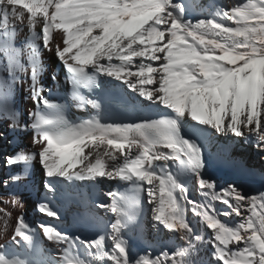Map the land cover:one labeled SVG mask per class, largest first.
Here are the masks:
<instances>
[{"label": "snow or ice", "instance_id": "6c2138e0", "mask_svg": "<svg viewBox=\"0 0 264 264\" xmlns=\"http://www.w3.org/2000/svg\"><path fill=\"white\" fill-rule=\"evenodd\" d=\"M190 7L184 0H0V52L6 59L0 71L11 77H0V99L16 74L26 72L21 58L27 55L35 104L26 120L7 103L0 105L12 131L33 133L34 150L6 156L5 164L38 161L47 178L44 188L52 194L58 185L85 181L128 185L123 192L105 193L111 203L95 205L113 219L91 241L38 225L60 256L46 253L35 229L19 216L11 241L25 255L0 252V264H204L195 243L203 237L187 221L186 204L209 230L210 264H264V192L248 196L235 184L217 190L216 181L203 174L201 145L184 131L190 124L252 142L264 152V0L204 8L195 20ZM18 31H26L23 46L16 44ZM46 52L65 70L74 106L94 110L87 119L73 121L65 104L44 95L39 76ZM105 84L117 89L112 93L117 97L119 89L135 94L159 114L133 123L105 122L102 102L82 91L103 90ZM186 176L195 178L202 201L189 198ZM3 183L7 187L9 181ZM142 193L158 228L182 234L185 246L133 257L123 231L135 222ZM213 202L225 209L217 212ZM19 203L15 194L0 195L4 233L11 218L7 205ZM37 210L59 219L48 202ZM233 214L239 218L234 225L220 218Z\"/></svg>", "mask_w": 264, "mask_h": 264}, {"label": "bare ground", "instance_id": "6f19581e", "mask_svg": "<svg viewBox=\"0 0 264 264\" xmlns=\"http://www.w3.org/2000/svg\"><path fill=\"white\" fill-rule=\"evenodd\" d=\"M244 0H193L190 7L189 17L197 19L201 16V10L207 8L209 11L213 10L215 6L231 7L234 4L242 3ZM231 23V22H228ZM26 42V31L17 33L16 44L23 46ZM44 70L39 76V84L45 90L48 88H61L64 89L65 94L63 99L69 104L71 110L69 117L72 120L87 119L93 112L91 108L88 110H81L74 106L71 99V91L65 83L64 75L61 70L62 66H58L60 62L51 53H44L43 56ZM21 63L25 64L26 72L17 73L16 79L12 82L11 89L5 99H0V105L7 103L13 107L21 116L22 119H27L29 110L35 108L30 90V67L27 65V55L21 58ZM6 66V59L3 53L0 52V69ZM58 71L55 72V68ZM55 75L57 80L54 81L52 76ZM0 77L11 79L9 73L0 71ZM28 81V82H25ZM119 85V82H114ZM108 88L112 89L111 85L105 84ZM124 90V89H122ZM129 100L137 105H143L150 108L152 111L158 112L154 107H149L147 102L140 103L136 100L135 94L124 90ZM105 122H108L104 120ZM184 131L187 133V138L194 139L201 145L206 159L214 164V167L209 170L204 176L210 180H215L217 190L226 188L229 184H235L244 194L248 196L258 195L264 192V152L260 151L254 146V143L238 138L228 139L223 136L212 134L206 129H194L190 124L184 126ZM0 195L9 196L15 194L20 203L16 206L7 205V210L11 212L9 219V226L7 233L3 232V222L0 221V244L5 247L0 249L9 257L24 256L25 249L22 245L14 244L11 241L13 229L16 220L19 216L23 215L29 224L33 225L35 229V238L39 241L40 247L46 253H51L56 256L62 253L56 249L55 245L47 241L43 235L42 229L38 227L39 224L52 225L63 233H67L72 237H79L84 241H91L95 239L93 234L85 230L82 224L74 223L70 220V214L74 210L80 208V203L72 197L79 193L80 187H84L89 182H77L73 186L67 184L58 185V190L55 194L48 193L44 188L46 176L38 161L30 162L28 165L10 166L3 171L2 167L8 166L5 164V157L15 155L22 152L34 150L32 144L33 133L32 131H12L8 127L7 121L3 115L0 114ZM159 163V162H158ZM19 176L18 182H13L12 177ZM8 180L7 187L4 186V181ZM101 186L103 194L107 192L120 193L123 192L128 185L124 182L113 181L104 179L98 182ZM189 191V198L194 200L192 189L187 186ZM106 203H111L109 197L105 195ZM146 196L142 197V210L144 214L143 227L141 233L137 235L135 232L125 233L123 237L127 239L131 246L133 257H137L146 252H150L153 256L159 255L162 249H169L174 251L177 247L186 245V241L180 237L182 234L171 233L167 230H162L152 220L151 206L147 203ZM203 197L201 196V201ZM50 203L59 213V219L48 217L40 213L38 205L41 203ZM217 212L225 209V206L220 202H213ZM0 207L5 205L0 204ZM100 217L104 219V224H109L113 219L112 214L105 213L103 209H98ZM2 215V214H0ZM222 220L229 224L238 222L237 217L233 214L231 217H220ZM186 219L190 225L195 229L197 234L201 235L203 239L195 242L198 248L199 255L198 262L203 261L204 264H210L212 248L209 244L210 233L204 226L200 217H197L191 212V205L186 204ZM109 230V229H108ZM109 246H111L109 242ZM242 246V245H241ZM94 251V249H92ZM85 249L80 248L81 258H85ZM93 264H99L94 261Z\"/></svg>", "mask_w": 264, "mask_h": 264}, {"label": "rangeland", "instance_id": "374dc122", "mask_svg": "<svg viewBox=\"0 0 264 264\" xmlns=\"http://www.w3.org/2000/svg\"><path fill=\"white\" fill-rule=\"evenodd\" d=\"M58 66H61V64H59ZM0 140H1V136H0ZM10 166H3L2 169L3 171H5L6 169H8ZM190 187L192 189V195L194 197V200L196 201H200L199 200V189L197 188V183H196V180L194 179L193 182L190 184ZM146 200V199H145Z\"/></svg>", "mask_w": 264, "mask_h": 264}]
</instances>
